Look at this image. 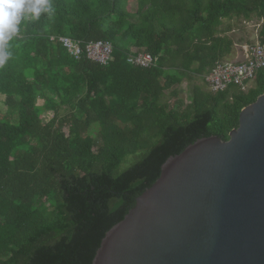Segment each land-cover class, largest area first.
Instances as JSON below:
<instances>
[{
    "label": "trees",
    "instance_id": "obj_1",
    "mask_svg": "<svg viewBox=\"0 0 264 264\" xmlns=\"http://www.w3.org/2000/svg\"><path fill=\"white\" fill-rule=\"evenodd\" d=\"M129 1L51 0L54 15L22 21L9 42L0 66V264H92L169 157L200 138L227 140L241 109L264 94V68L246 92L192 84L232 51L223 20H262L264 46V0H136L134 11ZM51 36L109 42L111 59H74ZM140 53L158 57L156 66L127 62ZM184 79L188 103L176 88Z\"/></svg>",
    "mask_w": 264,
    "mask_h": 264
},
{
    "label": "water",
    "instance_id": "obj_2",
    "mask_svg": "<svg viewBox=\"0 0 264 264\" xmlns=\"http://www.w3.org/2000/svg\"><path fill=\"white\" fill-rule=\"evenodd\" d=\"M92 264H264V94L169 157Z\"/></svg>",
    "mask_w": 264,
    "mask_h": 264
},
{
    "label": "built area",
    "instance_id": "obj_3",
    "mask_svg": "<svg viewBox=\"0 0 264 264\" xmlns=\"http://www.w3.org/2000/svg\"><path fill=\"white\" fill-rule=\"evenodd\" d=\"M57 40L74 59L85 57L91 61L105 66L111 59L112 45L106 41H93L82 44L68 37H50ZM244 59L234 63H217L215 67L204 76L205 83L213 93L222 92L230 85L237 86L246 92L253 81L255 72L264 68V46L258 42L244 50ZM158 57L147 53L129 54L127 62L133 66L150 68L156 66Z\"/></svg>",
    "mask_w": 264,
    "mask_h": 264
},
{
    "label": "rangeland",
    "instance_id": "obj_4",
    "mask_svg": "<svg viewBox=\"0 0 264 264\" xmlns=\"http://www.w3.org/2000/svg\"><path fill=\"white\" fill-rule=\"evenodd\" d=\"M137 6V1L132 0L128 3V10L134 11ZM222 25L220 26L219 30L225 31V34L232 38L233 40V47L232 51L229 55L225 56L221 62L223 63H234L239 60H242L244 58V50L255 43L258 42V32L260 25L262 23V20H258L255 17H251L250 19H244V18H237L233 17L228 20H223ZM223 35V34H222ZM129 42V40L127 41ZM194 85H198L203 90L207 92H211L208 85L204 83L199 77L196 76L193 83ZM250 87H253V81L250 84ZM179 91V97L185 102L188 103L190 98V85L188 84V81L184 79L182 83L176 87ZM169 95L168 93L165 94V97L163 101H168ZM2 110V107H1ZM41 119L43 122H46L49 119V115L47 113H44L41 115ZM94 128L97 127L96 124L93 126ZM67 132V130L65 129ZM142 155V152H137L135 154H130L126 156L122 162L119 164V166L114 171L115 175L120 174L125 169H127L131 164H133L135 161H137Z\"/></svg>",
    "mask_w": 264,
    "mask_h": 264
},
{
    "label": "clouds",
    "instance_id": "obj_5",
    "mask_svg": "<svg viewBox=\"0 0 264 264\" xmlns=\"http://www.w3.org/2000/svg\"><path fill=\"white\" fill-rule=\"evenodd\" d=\"M51 0H0V66L11 56L10 41L20 31L22 21L38 20L41 14L53 16Z\"/></svg>",
    "mask_w": 264,
    "mask_h": 264
},
{
    "label": "crops",
    "instance_id": "obj_6",
    "mask_svg": "<svg viewBox=\"0 0 264 264\" xmlns=\"http://www.w3.org/2000/svg\"><path fill=\"white\" fill-rule=\"evenodd\" d=\"M243 59H244V58H243ZM243 59H242V60H243ZM242 60H239V61H242ZM237 62H238V61H237Z\"/></svg>",
    "mask_w": 264,
    "mask_h": 264
}]
</instances>
